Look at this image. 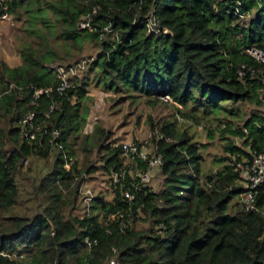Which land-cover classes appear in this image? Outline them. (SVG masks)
<instances>
[{"label": "trees", "instance_id": "1", "mask_svg": "<svg viewBox=\"0 0 264 264\" xmlns=\"http://www.w3.org/2000/svg\"><path fill=\"white\" fill-rule=\"evenodd\" d=\"M227 1L230 6L226 0L0 3V15L8 12L23 18L31 39L20 51L21 64L9 66L0 59V264H109L115 255L117 264H264V187L256 196L257 210L236 203V211L229 212L234 198L247 190L241 169L250 162L252 151L264 149L262 111L251 112L239 127L232 119L225 120L227 129L220 130L225 141L220 160L225 164L208 174L202 171L199 143L176 126L177 116L175 121L163 118L152 123L163 135L154 139L163 158V183L158 191L145 187L132 204L124 197L133 181L127 173L112 184V199L99 195L90 215L75 214L81 205L83 175L94 166L89 156L82 169L77 158L70 169L65 166V154L75 157L71 137L87 121L83 100L91 80L116 95L140 92L151 104L163 103L160 95H169L187 120L197 118L198 105L207 114L210 106L225 110L227 104L264 106V63L248 52L264 51V0H240L243 10L252 12L249 20L233 12L237 0ZM88 12L93 30L79 27ZM151 12L158 31L147 27ZM89 44L99 52L70 77L73 86L60 93L53 65L85 61L82 54ZM243 65L256 72L242 77ZM46 88L53 90L36 99L35 92ZM32 109L49 131L60 129L65 152L47 144V139L43 144L27 139L30 128L23 119ZM97 141L99 151H107L103 159L109 175L120 171L122 145L104 146L103 137ZM52 154L51 169L34 189V214L9 215L21 193L17 170L33 157L49 162ZM140 221L151 225L138 228ZM88 237L98 240L90 251ZM21 247L35 250L27 259L6 254Z\"/></svg>", "mask_w": 264, "mask_h": 264}, {"label": "rangeland", "instance_id": "2", "mask_svg": "<svg viewBox=\"0 0 264 264\" xmlns=\"http://www.w3.org/2000/svg\"><path fill=\"white\" fill-rule=\"evenodd\" d=\"M4 0H0V3ZM23 18H16V15H11L0 21V59L5 61L9 66H16L22 63L20 51L22 47L31 40L23 29ZM99 52V48L94 44H89L83 51L82 58L85 61L93 59ZM60 62V61H58ZM68 61H64L66 64ZM83 70V69H82ZM81 70V71H82ZM87 99L83 103L87 105L88 117L82 131L74 133L71 137L72 148L75 150V157L78 160L79 168H84L83 163L89 156L90 163L94 166L91 172H85L83 177L84 187H89L94 190L97 196L101 195L105 199H112L114 195V187L110 180L109 172L104 168L103 156L107 152L106 149L99 151L97 139L103 137V145L112 144V146L121 145L123 142L137 141L146 144L148 153L153 154L155 150L154 139L156 138L159 129H153L152 123H159L160 119L167 118L175 121V116L179 122L176 126L179 129H186L190 134L194 135V139L199 143L200 152L203 155L201 167L204 174L221 169L225 162L220 160V157L225 155L224 140L221 138L220 130L227 129V119H232V124L236 127L241 126L244 121L250 117V113L254 110L264 112V106L255 108L250 104L240 103L235 106L227 104L226 109H232V112L219 108H210V114H207L203 108L197 106V118L184 119L177 112L178 104L174 102L154 104L148 103L147 98L140 92L121 93L116 95L114 92L105 91L103 88L96 86L94 80H91ZM74 103L77 102V97L73 98ZM179 107H182L179 105ZM191 104L189 109H191ZM222 119V120H221ZM223 121V122H222ZM214 130V134H209V129ZM56 149L52 150L54 154ZM52 154L49 162L44 161L39 157L28 159L23 166L16 172V180L20 187L19 202L9 213V215H33L35 211L34 189L39 180L48 172L53 164ZM129 168V175L136 178L137 171L141 168L138 163L132 162L128 158L126 160ZM150 185L154 191H158L163 183V173L161 167H155ZM244 184V180L241 182ZM239 203V196L234 198L230 203L229 212H235V204ZM263 214H264V208ZM74 213L84 215L82 205H79ZM144 218L145 215L141 213ZM149 221H140L137 223L138 228L150 227ZM35 250V249H34ZM31 248L21 247V251L8 253L13 259H27L29 253L34 251ZM116 255L109 264H116Z\"/></svg>", "mask_w": 264, "mask_h": 264}, {"label": "built area", "instance_id": "3", "mask_svg": "<svg viewBox=\"0 0 264 264\" xmlns=\"http://www.w3.org/2000/svg\"><path fill=\"white\" fill-rule=\"evenodd\" d=\"M226 3L228 6H230L229 2L226 0ZM233 12L240 16L241 18L245 20H249L252 16V12H246L241 7V1L237 0L236 5L233 7ZM10 16L8 12L3 13L0 15V21L3 19H6ZM92 20L93 16L91 12H88L86 15L83 16L82 20L79 23V27L81 29H90L93 30L92 26ZM147 27L149 31H158L156 28V21L154 19V13L151 12ZM248 52L254 56L258 61L264 63V51L256 48H250L248 49ZM87 61H82L79 63H76L74 65H53V68L55 72L57 73L58 77L60 78V82L57 86V90L60 93L65 92L68 88L72 87L73 84L70 81V77L76 76L79 74V72L85 68ZM248 72H251L254 74L256 72V69L247 67L245 65L242 66L239 74L244 77V75ZM14 84H11V87H13ZM53 90V88H46V89H40L35 92L36 99L41 96L44 93H49ZM36 99L33 101V104H37ZM160 99L165 103L173 102L172 98L169 95H160ZM262 99L264 100V89L262 94ZM54 105L51 106V109L45 113L46 116H49V114L53 111ZM38 113L36 109H32L27 112V114L24 116L23 123L26 126H29V130L25 133L27 139L32 142H38L40 144L45 143V139H47V144H50L53 146V148L63 150L64 144L61 141V131L58 128H53L52 130H48V128L43 125L38 120ZM247 132V129H245ZM156 137H163V135L158 131ZM122 145V156L124 157V167L120 171H113L110 175V180L112 184H117L120 182L124 176L129 171L130 164L126 163V160L131 159L132 162L143 163L144 166H141V168L136 173V178H132V184L131 188H129L127 191L124 192L125 199L132 204L135 199L137 198L138 193H140L145 187H150L153 189V186H151L149 183L153 177V172L155 167H161L163 164V158L162 155L158 154L156 152V149L154 150V153H148L146 150V144L132 141V142H123ZM252 158L247 166H243L241 169V175H242V181L244 180V185L247 187V190L239 195V203L244 206L246 210H257L256 206V196L260 188L264 187V149L257 151L254 150L251 152ZM65 158V166L67 169L71 168V165L75 158L72 156H68L67 154L64 155ZM131 166V165H130ZM132 177V176H131ZM86 179V176L83 177V180L81 182V185L79 187V194H80V203L84 209V212L88 215H90L92 211V205L94 202V199L96 197L94 190L89 187H84V180ZM154 190V189H153ZM122 230V228H120ZM86 245L88 251L91 250V248L94 245L98 244V240L91 239L90 237L86 238ZM113 251L115 254H117V249L113 248ZM8 256L9 254L6 253ZM11 257V256H10ZM118 262L116 261V264Z\"/></svg>", "mask_w": 264, "mask_h": 264}, {"label": "crops", "instance_id": "4", "mask_svg": "<svg viewBox=\"0 0 264 264\" xmlns=\"http://www.w3.org/2000/svg\"><path fill=\"white\" fill-rule=\"evenodd\" d=\"M21 64V63H20ZM19 65V64H18Z\"/></svg>", "mask_w": 264, "mask_h": 264}]
</instances>
